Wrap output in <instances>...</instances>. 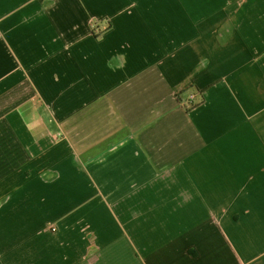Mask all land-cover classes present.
<instances>
[{"label": "crops", "instance_id": "obj_1", "mask_svg": "<svg viewBox=\"0 0 264 264\" xmlns=\"http://www.w3.org/2000/svg\"><path fill=\"white\" fill-rule=\"evenodd\" d=\"M49 259L264 264V0H0V264Z\"/></svg>", "mask_w": 264, "mask_h": 264}, {"label": "rangeland", "instance_id": "obj_2", "mask_svg": "<svg viewBox=\"0 0 264 264\" xmlns=\"http://www.w3.org/2000/svg\"><path fill=\"white\" fill-rule=\"evenodd\" d=\"M57 25H58V27L65 29L69 24L58 22ZM100 26H102V28H98L96 26L95 22L91 23V29L93 30V33H95L96 35L98 34V37H99V34H101L103 31H105V29L108 28V24H106V25L102 24ZM52 36L55 37L54 34H52ZM84 44L86 45V42ZM80 58L81 59L86 58L85 52H79L78 51V53L75 55L76 62H77V59H78V61H80ZM54 60H56L57 62H58V60L60 61L58 56ZM82 63H84V62H81L80 64H82ZM56 66H58V65H56ZM56 66L48 69V62H46V60H43L41 62V69L43 71H45V73L48 75L51 71H53V73L55 75ZM64 75L65 74H63L60 70L59 72H56L55 77L57 76V78L62 79V78H64ZM192 95H194V94H192ZM110 103H113V102H107L105 104L102 103V104H99L92 109V121H90V123H92L93 121H96L98 118H101V117L106 118V119L101 120V122H102L101 125L96 129L90 128L88 126V125H90V123H89L88 119L85 118L88 116L87 114H83L79 118V123H78L75 131L79 132L80 139H82L80 144L91 146L92 142H101V143H104L102 146H106V145H109L111 143L110 141H114L113 139H111L112 136H114L113 132L115 129H118L119 127H123V122L121 121V119L123 117L122 116H116L115 112L119 111L120 108L117 105H109ZM114 103H116V102H114ZM63 108L64 107L62 104L61 109H63ZM64 109L68 110L67 107H65ZM72 110L73 109H71V111ZM70 127H72V125ZM3 201H4V199H3ZM47 228H48V231L52 234L56 233V231H57L56 225H51L50 227H47ZM48 262H49L48 264H51L54 261H52V259H49Z\"/></svg>", "mask_w": 264, "mask_h": 264}, {"label": "built area", "instance_id": "obj_3", "mask_svg": "<svg viewBox=\"0 0 264 264\" xmlns=\"http://www.w3.org/2000/svg\"><path fill=\"white\" fill-rule=\"evenodd\" d=\"M194 99V96L193 95H190L189 97H188V102H190L191 100H193Z\"/></svg>", "mask_w": 264, "mask_h": 264}, {"label": "trees", "instance_id": "obj_4", "mask_svg": "<svg viewBox=\"0 0 264 264\" xmlns=\"http://www.w3.org/2000/svg\"><path fill=\"white\" fill-rule=\"evenodd\" d=\"M96 37H98V35H97ZM180 100H181V99H180Z\"/></svg>", "mask_w": 264, "mask_h": 264}]
</instances>
